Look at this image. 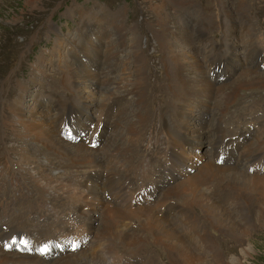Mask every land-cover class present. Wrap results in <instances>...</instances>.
<instances>
[{"label": "rangeland", "instance_id": "obj_1", "mask_svg": "<svg viewBox=\"0 0 264 264\" xmlns=\"http://www.w3.org/2000/svg\"><path fill=\"white\" fill-rule=\"evenodd\" d=\"M166 1H169L165 4L173 21L171 24L175 28L186 26L188 32L193 34L194 49L191 46L184 47L197 52L209 80L216 81L218 86L230 84L232 89L233 87L236 89L232 99L224 105L223 110L214 102L211 106L202 105L201 112L198 114L196 112L197 116L193 115L190 118V128L204 131L207 134L204 136L203 143L188 147L187 150L181 152L180 156L187 162L176 168L177 178L185 177L188 175L187 173L191 175L194 172H199L207 161L212 160H219L216 164L219 163L222 167L229 166L240 172L246 171L248 174L263 175L264 169L254 170L253 167L264 166V85L260 80H255L251 83H243L244 86L237 90V72L240 73V76L254 60L250 58L247 62L246 53L238 49L240 47L236 41H239L240 46L243 45L246 49L247 44L244 43L249 40L251 34L252 41L263 56L261 59H264V0ZM227 12L231 15H227ZM87 16L89 19L86 18ZM84 19H88V21L82 27ZM159 20L160 16L153 9L149 0H0V208L4 209V214L1 210L0 214L7 224H14L19 231L22 229L27 233V236L31 237L32 247L31 250L24 248L23 252V250H15L13 246H9L7 251L14 252L15 250L16 253L39 256L42 259L45 256H41V250L38 249L39 244L46 242L51 237H54L59 245L69 246L72 251H75L72 249V228L79 224L72 222L84 218L85 215L78 213V210H74L65 202H70L71 198L78 204H87L82 201L85 189L84 181L87 177H82L84 173L80 172L85 171L89 174L93 169L92 172L98 174V170L95 171V167L88 169V166L84 165L79 168L70 164L65 165V161L61 157L56 158L55 154L49 151L43 143L21 139L22 126L18 124L16 112L23 109L26 111L23 114L36 118L39 114L49 113V102L52 99H58L63 106L74 107L70 113L73 120L71 121V118L68 117L70 124L72 122L71 129L73 131L69 132V136L67 134H62V136L69 140L78 136V139L73 140L75 144H83L91 136V130L90 132L85 130V133L79 132V130L82 131L83 123L87 120L89 122L96 121L102 112V106L107 105L110 108L112 113L109 112L107 115L109 128L100 132L98 136L100 143L92 147L102 153L105 150L103 144L112 133L111 126H114L117 119L116 114H121V110L118 108L125 107L127 111L125 110L123 116L130 119H133L132 115L138 110H142L148 116V120L136 123L139 126L135 136L127 135L125 127L121 126L118 128V132L119 134L124 132V138L122 135L112 137L115 145L131 144L130 156L129 154L123 155V159L125 161L128 157V165L132 168V172L129 174L126 171L121 172V163L114 164V161L112 163L109 161L111 166L114 165L116 172L112 179L113 188L107 185L109 180L100 179L99 184L102 187L105 186L103 192L106 198L103 201L101 198L92 201L94 204L92 218L95 221L91 228L79 226L77 233L82 234L77 238L84 237L83 235H86V238H82L81 243L78 242L77 245L85 248V251L93 253L97 251L95 254H100L99 256L109 264H183L177 251L169 246L165 248V244L161 245L157 241V238L163 235H159L157 229L152 227L149 217L146 215H134L132 221H126L125 225L121 223L122 225L117 224L113 228L103 230V225L106 223L104 221L105 213L111 206H108L109 195L112 194L114 188L117 190L120 185L127 186L128 192L125 198L132 194L133 200H130V203H133L132 208L142 209L154 202L156 197L162 196L161 192L167 186L163 185L168 184L170 182L168 180L172 179L170 168L173 159L169 148L172 139L170 131L172 127L176 129L178 124H174L170 118V116L175 117V114L169 112L178 99L173 90L176 80L173 76L168 75L172 73L167 70L169 67L165 62L166 53L158 38V32L161 30ZM245 25H249L248 32L245 31ZM122 26L125 28L123 37H121ZM203 29L207 32V36H202L201 39L199 34L202 35ZM229 32H233V36ZM232 39L235 40L233 42L235 47L229 52L227 47ZM103 41L108 46L107 48L103 46ZM215 50L222 54L229 53L233 61L235 60L234 63L231 64L228 61L225 70H223V65L213 64V55L218 54ZM85 51L89 53L88 57L83 53ZM99 53L101 55L106 53L104 55L109 56L108 63L103 57L101 58L103 59L102 63L107 65V69H105L112 76V81L107 86L90 85L92 87L83 92V99L88 101V105H85L84 108H86L82 111L79 98L74 94L73 82L70 81V69L74 66L84 69L87 66L96 71L101 70ZM76 56L77 59H73ZM233 68L235 71L232 70ZM137 69H140V76ZM252 70L254 75H258V72H264V64L260 65L259 71H256L255 67H252ZM194 75L196 74H191L192 77ZM221 75L224 78L219 79ZM128 76L129 78L143 77V92L146 101L140 106L135 102L136 97L131 94V91L125 90L121 83V79ZM71 97H74L75 100ZM22 98L25 104L20 107L17 104L22 101ZM70 101H73L74 104L70 105ZM173 101L175 103L171 104ZM79 115L84 119L82 120ZM126 121V119L123 120V122ZM165 125L167 126L165 127ZM179 151L181 149H178ZM30 154L32 158L28 159V164L22 165L21 163H24L23 156ZM168 156H170L169 159ZM228 159L230 160L228 161ZM252 164L254 166L251 168ZM41 180L51 182L52 188H43L39 185ZM219 183L222 184L223 179L218 171L211 179L205 181L202 190L220 207L227 210L226 213L233 217L236 224L242 223L240 206L243 210L241 214L245 212L244 214L248 215L249 225L247 224L245 228L251 231L248 241L252 248L242 258L241 264H264V220L261 225V221L259 220L260 223H258L255 215L258 208L264 205V196L260 195L257 200L254 195L249 197V200L247 199L251 203L249 205L239 195L237 189L225 188ZM140 193L142 196L139 195ZM186 193V191H182L179 195H171L169 198L170 204L185 203V209L179 214L175 213L178 217L182 216L184 220L179 222L183 234L181 238L195 255L202 256L205 260L208 259L207 264H229L231 256H240L244 246L242 238L229 230L211 227L207 223L208 216L204 214L203 209L189 206L186 203V198L182 196ZM236 194L237 196H235ZM187 196L188 194L185 195V197ZM142 200L144 203H149L144 205ZM159 204H163V201H159ZM67 205L69 206L66 207ZM83 208L87 210L88 206L83 205ZM163 213L161 212L159 215H163ZM187 219L189 220L187 221ZM69 222L72 224L67 228L65 223ZM184 223L187 227L192 226L197 229V232L206 234L210 243L204 245L205 239L193 242L191 239L198 236L194 234L190 238V233L187 232L188 230L186 231ZM194 224H197L198 228ZM38 230L42 232L38 234ZM104 236L106 239L101 241V245L97 237ZM136 236H138L137 242L133 239ZM37 238L40 239L37 241ZM132 241L135 242L132 243ZM4 248L1 244L0 250ZM56 252L57 250H52V259L56 258ZM211 254L213 255L211 256ZM42 255H44L43 252Z\"/></svg>", "mask_w": 264, "mask_h": 264}, {"label": "bare ground", "instance_id": "obj_2", "mask_svg": "<svg viewBox=\"0 0 264 264\" xmlns=\"http://www.w3.org/2000/svg\"><path fill=\"white\" fill-rule=\"evenodd\" d=\"M149 1H151L152 5H153V9L160 16V20L158 23L161 26V30L158 32V38L161 41L162 49L166 53V56L165 55L164 56H165L166 65L169 67L167 70H169L172 73V74H168V73L167 74L170 75V77L173 76L176 80V83H175L176 85L175 86L173 85L174 86L173 90H174V94H175L176 98L178 99V101H177V103L174 102L175 100L173 102H171V104H174V103L175 104L172 106V110H170L171 112H169L171 114L172 113L175 114V117L170 116V118L173 120L174 124H178L176 129H174L175 127L174 128L172 127V129L170 131L172 139L170 141V147L169 148H170V153L172 155L171 157L173 159L172 165L170 168L172 179L168 180V181H170L168 184L163 185V186H166V185L167 186L165 187L163 192H161L162 196L156 197L154 202H151L147 206L142 207V209H134L135 207L132 208L133 203L131 204L130 200L132 199L133 195L130 192L129 193L131 195H129L127 198H125V196L128 192L127 186L120 185L117 187V190H115V188H114V191L112 192L111 195H109V193H108V195L110 196V199L108 201V206H110V205L111 206L108 207L106 210L105 217H104V221H106V223L103 225L104 226L103 230L105 231L107 229L113 228L117 224H120V225L124 224L125 225L126 221L131 220L134 217V215H139V216L146 215L149 217L150 224L152 225V227H155L157 229V232L159 233V235L161 234V235L165 236V237L161 236V237L157 238V241L160 242L161 245L165 244V248H167V246H169V247L173 248L175 251H177L178 252L177 254L179 255L183 264H207L208 259L205 260L204 258H202V256L200 257L198 255H195L192 251H190V248H188L185 241L181 238V236L183 234H182V231L180 230L181 228H180L179 222L180 221L182 222L184 220H183L182 216L178 217L175 215V213L176 214L181 213L185 209V203H183V202L182 203L174 202V204L169 203V198L171 195H179L182 191H186L187 193L182 195L184 198H186V203L189 206H195V207H198V209L199 208L203 209L204 214H206L208 216L207 223L211 227L213 226L214 228H217V229L229 230V231L233 232V234L235 233L239 237L242 238L244 246L242 245L243 249L241 250L240 256L239 255L233 256V257L231 256V258L228 261L229 264H241L242 258L245 257V255L252 248L249 241H248L249 236L251 234V231H249L245 228L248 224V215H245L244 214L245 212L243 213L244 215L241 214V211H243V210H242V207L240 206L241 209L239 207V210H240V218H241L242 223L239 222L240 224H236L235 221L232 219L233 217H231V215L229 216L226 213L227 210H224L223 207H220L212 198L209 197V195H206L207 193L203 192L202 186H204L206 180L211 179V177L213 175H216V173L219 171L220 176L223 179V183L222 184L219 183V184L225 188L231 187L232 189L233 188L237 189L239 192V195H241L244 198V200H246L245 202L250 205L251 203L247 201V199L249 200V197H253V195H254V197H256V200H257L260 195L264 196V174L263 175L248 174V173H246V171L240 172V171L236 170L234 167H229V166L222 167V165H219V163H218V165L216 164V162H218L219 160H212L210 162L207 161L206 164L204 165V167L202 166L201 169L199 168L200 169L199 172H194L191 175H190V173H187L188 175L185 177L181 176L180 178H177V174L175 173V170L177 167H179V166L181 167V166L185 165V163L187 162V160L185 158H182L180 156L181 152L184 150H187L188 147H191L194 145H200L201 143H203L204 142V136L207 134V133L205 134L204 131H197L198 129L196 130V129L190 128V126H189L190 118L193 115H195V117H196L197 116L196 112H197V114L201 112L202 105L211 106V104L214 102H216V104H215L216 106L220 107V109L223 110L224 105L228 104L230 102V100L232 99L233 94H235L234 92L236 91V89L234 87L232 89V86H230V84H228L227 86H223V85L218 86L216 81L209 80L208 76L206 75L205 69H204L203 65L201 64V60H200V57L197 54V52L195 50L192 51V50H189L187 47H184V46H189V47L191 46L194 49V45H193V41H192L193 40V34H191L190 31L188 32V29L186 28V26L185 27L184 26H182V27L177 26V28H175L171 24L173 21H172L171 15H170V13L166 7V4H165V3H168L169 1L168 2L166 0H163L164 2L162 0H160V1L159 0H149ZM30 2H32V1H30ZM36 8H38V6H36ZM229 14L230 13H228L227 15H229ZM86 18H88V16ZM88 19H84L82 21V27H84V24L86 21H88ZM91 19H93V18H91ZM201 22H200V24H202ZM232 24H234V23H232ZM248 26L249 25L244 26L245 31H247V32L249 31ZM123 31H125V28L122 26L121 27V37H123V35H124ZM229 34L231 36H233V32H229ZM79 36H80V34H79ZM202 36L203 37L207 36V32L205 31V29H203L202 35L199 34V37L201 39H202ZM250 36H252V35L250 34ZM250 36H249V40L246 43H244V44H247L246 49H244L245 46H243V45L240 46L239 41H236L238 47H240L238 49L243 50L246 53L247 62L249 61L248 59H250V58H253V60L255 62V63L252 62L251 65L249 66V68L246 69L244 72H242V74L240 76H239L240 73L237 72V76H236V77H238L236 79L237 90H239L240 88H242L244 86L243 83L244 84L245 83H251L255 80H260L261 84L264 85V72H258V75L253 74L254 71L252 70V67H255L256 71H259L260 65L264 64V59H261L263 56L260 52H258V49L256 48V45L254 44V42L251 39L252 37H250ZM233 42H235L234 39H232V41L228 44L227 50L229 52H231L235 47V46H233ZM101 43H102V41H101ZM103 46L105 48L108 47L105 45L104 41H103ZM240 50H239V53L241 54ZM83 53H85L86 56L88 57L89 53H87L86 51ZM258 53H260V54H258ZM76 54H78V53H76ZM104 54H106V53H104ZM104 54H102V55L100 54L102 69L99 71L93 70L92 68L87 67V66H85L86 68H84V69L83 68H77L76 66H74L70 69L71 80L70 79L69 80L73 82V85L75 88L74 94H75V97L79 98L80 106H81V108L80 107H78V108L82 109V111H84V109L86 108V107L84 108V106L88 105V101L86 99H83V92L85 90L91 88L92 86H90V85L100 84L103 86H107L112 81V76L109 75L108 74L109 72L106 70L107 65L102 63L103 59L101 57H103L107 63L109 60V56L104 55ZM231 57L232 56H229V53H227V52L224 54H222V53L215 54V56L213 55V64H216V65L221 64V65H223V70H225V69H227V62L228 61H230L231 64H233L235 61V60L233 61V59ZM73 59H77V56ZM235 68H236V66H235ZM232 70L235 71L234 68ZM137 73L140 76V69L137 71ZM192 73H195L196 75H194L192 77L191 76ZM243 76H245V77L241 78ZM133 78H135V77H133ZM133 78H129V76L123 77L121 79V83L124 85L125 90L131 91V94H133L136 97L135 102L140 106L141 103H145V101H146V98H145V95L143 92V86H144L143 77H136L135 79H133ZM170 86H172V85H170ZM231 90H233V91L231 92ZM71 98H74V97H71ZM21 100L22 101L19 104H17L20 107H22L25 104V102H23L24 99L22 98ZM73 100H75V98ZM72 102L73 101H70V105L74 104ZM48 105H49V113L39 114L36 117L37 119L35 118V116L31 117V116H26L25 114H23L26 112L23 109H21L20 112L16 111L17 112V118L19 120L18 124L22 126V129L20 131L21 139H29V140H32L34 142L43 143L49 151H52L55 154L56 158L61 157L65 161V163H64L65 165L70 164L73 167H77V168H79L81 165H84V166H88V169L95 167L94 170L95 171L98 170V174L96 172H92L93 169L91 170V172L89 171L90 172L89 174H87V172H85L84 170H83L84 172L79 171L81 174L84 173V175L82 177H84V176L87 177V179L84 181V188H85L83 190V193H84L83 197L84 198L83 199L81 198L82 201L86 202L87 204H78V202H73V199H71V198L69 199L70 202H68V201L65 202V204H69L71 206V208H74V210H78V213L80 212L82 215H85V217L82 216L84 218L78 219L72 223L77 222L79 224V226L82 228H84V227L91 228L93 226V222L95 221V219L92 218V213L94 211V204H92V201H94V199H99V198H101L103 201L104 198H106V197H104L105 195L103 192L104 191L103 188L105 186L102 187L99 184L100 179L104 178L105 180H109V183H107V185L109 187L113 188V186H112L113 180L112 179H113V176L116 175V172H115L114 167H113L114 165L111 166L112 161H114V164L117 162L121 163V172L126 171V172H128V174L132 172V168L128 165V161H129L128 157L125 159V161L123 159V155L129 154V156H130V152L132 151L131 144L130 143H126V144L123 143L124 145H121V146L115 145L114 141L112 140L113 139L112 137L116 136V135L120 137L122 135V137L124 138V135H123L124 132L122 134H119V132H118V128H120L121 126L125 127L124 130H125L127 135L135 136L136 131H137L138 126H139V124H136V123L138 121L140 122V121L148 120V116H147V114H144L142 112V110H140V111L138 110L135 113L133 112L134 113L132 115L133 119H130V118H127V116L126 117L123 116V113L126 110L125 107L122 106L121 108H118L119 110H121V114H119V113L116 114L117 119L114 122V126H111L112 127V133L110 132L111 133L109 135L110 138H108L106 140V142L104 141L105 143L103 145H104L105 150L102 153V152H99L97 150H94L92 147H93V145L97 146L100 143L99 142L100 140H98V136H99L100 132L106 131L109 128V124L107 121V118H108L107 115L109 112L112 113V111L110 110V108L107 105L102 106V112H101L100 116L98 117V119H96V121L93 120L92 122H89L87 120L86 122L83 123L82 131L79 130L80 133L81 132L85 133V130H89V132H90V130L92 131L91 136L89 135L90 137L88 138L87 142H85L83 144H75L74 143L73 140L78 139L79 138L78 136L72 137L73 140L66 139L62 136V134H67L69 136V132L72 131L71 130L72 122L70 124L69 118H71V116H70L71 109H74V107L63 106L61 101L58 99H52ZM138 105H137V107H138ZM168 105H166V106H168ZM168 107H170V106H168ZM136 110H137V108H136ZM82 111H81V113H82ZM129 113L130 112H128V114ZM79 117H81V116L79 115ZM83 119L84 118H82V120ZM125 119L127 121L123 122V120H125ZM72 120L73 119L71 118V121ZM78 121H80L79 118H78ZM220 125H221V123H220ZM166 126L167 125H165V127ZM206 129H207V127H206ZM212 129H214V128H212ZM17 134L19 135V133H17ZM127 140H129V139H127ZM219 143H221V142H219ZM261 145L263 146V144H261ZM178 149H181V151L178 152ZM223 152H224V150H223ZM219 153H221V152H219ZM242 154L244 155V153H242ZM25 155L23 156L24 163L22 162L21 163L22 165H27L28 159L32 158L31 154L28 156H25ZM169 158H170V156H168V159ZM214 158H216V157H214ZM218 158H219V156H218ZM240 158H242V157H240ZM229 160L230 159H228V161ZM253 166H254V164L250 165L251 168ZM257 167H253V169L254 170L264 169V166H262V165L257 166ZM122 177H123V175H122ZM215 180L218 181L217 179H215ZM50 183L47 182L46 180H41V182H39V185H41L43 188L50 189V188H52V185ZM215 183H217V182H215ZM125 185H126V183H125ZM213 190L216 191L215 189H213ZM187 194H188V196L185 197V195H187ZM139 195L142 196V193H140ZM235 196H237V194ZM262 199H263V197H262ZM159 201H163V204H159ZM180 202H181V200H180ZM237 202H239V201H237ZM142 203H144L143 200H142ZM147 203H149V202L144 203V205ZM243 204H244V202H243ZM69 205H67L66 207H68ZM83 205H87L88 209L84 210ZM244 206H246V205H244ZM161 212H164L163 215H159ZM255 215H256V219L258 220V223H260V221H261V225H262L263 220H264V205H261V208H258V211ZM80 218H81V216H80ZM10 220H9V222H10ZM188 220L189 219H187V221ZM195 220H197V219H195ZM72 223H70V222L68 224L65 223L66 227L69 228ZM185 223H184V226L186 227V231L188 230L187 232L190 233V238L194 234L198 236V237H193L191 239V240H193V242H194V240L195 241H197V240L202 241L203 239H205L204 243H203L204 245H206L208 242L210 243V239H207V237L205 236L206 234L204 235L203 232H197V229H194L192 226L187 227ZM196 223H197V221H196ZM128 224H126V225L128 226ZM181 226H183V225L181 224ZM195 226H197V228H198L197 224ZM62 227H64V226H62ZM200 227H202V226H200ZM56 228H58V227H56ZM62 229H64V228H62ZM20 230L21 231H19L18 228L14 224H10V223L7 224L3 220V218L1 217V214H0V243L2 244L3 247H5L3 250H0V264H109L102 257L99 256L100 254L99 255L95 254L97 251L95 253L90 252V251H85V248H83V247L81 248V246L77 245L78 242L81 243L82 238H84V237L86 238V235H83L84 237L78 238V240L75 244V246L77 245L75 251H72L69 246H63L62 244H61L62 246L59 245V243L55 240V238L51 237L46 242L39 244L40 247L38 249L41 250V252H40L41 256H45L42 259L39 258V256L27 255V254L25 255V253L24 254L16 253L17 251L15 252V250H23L24 248H26L27 250L32 249L31 237L27 236V233L25 231H23L22 229H20ZM124 231H126V230H124ZM139 231L141 232L142 230H139ZM135 232H136V230H135ZM140 232H138V233H140ZM58 234H60V233H58ZM81 234L82 233H79V235H81ZM98 235H99V233H98ZM155 235H156V233H155ZM100 236H102V235H100ZM133 236H135V235H133ZM138 236H139V234H138ZM138 236L134 237L133 239L136 241ZM208 237H209V235H208ZM42 238H44V237H42ZM97 238L101 242V241H104L103 239H106V236L101 237V238L97 237ZM184 238H186V237H184ZM39 239L40 238H37V241ZM123 239H124V237H123ZM135 241H132V243ZM106 242H108V241H106ZM138 242H139V240H138ZM35 243L38 244V242H35ZM137 244H139V243H137ZM73 245H74V243L72 242V249H73ZM101 245H102V242H101ZM9 246H13V249H15L14 252L7 251V248ZM109 246H110V244H109ZM16 247H19L20 249H16ZM111 247H109L110 248L109 250H111ZM52 250H57V252H56L57 255H56V258H54V259H52V257H51ZM210 250H212V249H210ZM23 252H24V250H23ZM42 252L44 253V255H42ZM172 252H174V251H172ZM33 253H34V251H33ZM208 255H209V253H208ZM212 255L213 254H211V256ZM107 256H109V255H107ZM120 261H122V260H120Z\"/></svg>", "mask_w": 264, "mask_h": 264}]
</instances>
